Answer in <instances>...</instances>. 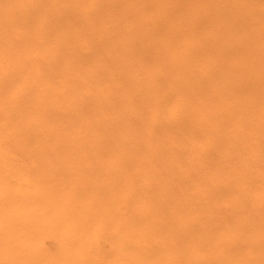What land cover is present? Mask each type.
I'll list each match as a JSON object with an SVG mask.
<instances>
[{"label": "rangeland", "instance_id": "374dc122", "mask_svg": "<svg viewBox=\"0 0 264 264\" xmlns=\"http://www.w3.org/2000/svg\"><path fill=\"white\" fill-rule=\"evenodd\" d=\"M0 264H264V0H0Z\"/></svg>", "mask_w": 264, "mask_h": 264}]
</instances>
